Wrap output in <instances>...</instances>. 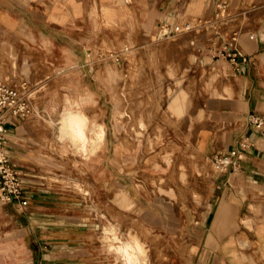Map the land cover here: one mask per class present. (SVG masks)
<instances>
[{
  "label": "rangeland",
  "instance_id": "374dc122",
  "mask_svg": "<svg viewBox=\"0 0 264 264\" xmlns=\"http://www.w3.org/2000/svg\"><path fill=\"white\" fill-rule=\"evenodd\" d=\"M218 1L213 2L216 10ZM147 10L138 9L140 20L135 14V23L126 29L124 26L112 25L110 22L113 20L108 19V24L102 25L100 31L88 38L86 36L92 30L89 21L71 27L61 40L52 42L36 38L30 42H22L7 33L0 35V48L5 50V45H11L10 49L19 65L14 66V61L0 55V65L5 71L2 76L0 74V78L9 74L10 83L33 93L36 105L42 111L50 104L61 106L66 97L71 96L81 107L79 111L90 121L86 131L91 143L95 142L92 131L96 124L104 123L109 133V147L100 149L89 162L90 158L81 157L80 142L68 141L70 131L66 126V111L49 119L53 127L46 121L44 124L38 122L33 130L30 128L29 117L25 118L26 121L21 123V136L25 138L20 143L28 154L24 160L17 159L16 162L27 172L25 186L30 202L29 208L23 212L18 209L17 204L3 206L0 203V235L15 233V242L20 245V251L14 252L10 248L14 240H0L1 262L17 264L24 260L27 264H147L149 254L144 238L150 243L152 256L149 264H167L175 255L173 244L180 246L193 239V235L189 233L188 217L190 210L197 212V204L192 194L195 193L194 197L197 198L199 193H207V186L214 181L213 176L223 175L213 168L211 171L205 169L211 165L208 157L227 152V144L233 140L234 129L240 122L236 121L234 125H222L208 120L197 122L198 127L208 128L207 136L212 145L211 152L200 151L197 136L188 129L191 122H178L166 113L168 110L180 116L177 112L181 104L182 116L188 108V91L176 92L173 86H169L174 85L168 74L169 64L173 65L179 76H185L182 71L189 66L190 71L184 77L183 86L191 91V104L196 101L193 111L203 106L219 109V102L209 98L203 89L208 75L214 72V64H229L231 58L213 57L205 49L210 45L214 29L220 32L219 30L235 23L233 18L241 13L227 8L224 16L218 18L216 13L212 19L206 20L205 26L189 24L175 27L173 20L158 18L156 14L152 16ZM186 14L183 8L180 9L177 24L190 18ZM243 21L238 20L232 27L239 26ZM124 34L132 40L125 41ZM81 38L85 39L82 41ZM217 41L220 42L219 39ZM65 47L69 49L68 56L64 51ZM72 51L76 52V57ZM25 61L30 64L29 76L32 81H28L26 73L21 71L25 67ZM32 62H35L34 65ZM17 68L20 70L13 72ZM111 71L114 72V78ZM230 71L235 73L233 68ZM161 78L163 85L159 84ZM210 93L213 94L214 91ZM171 95L174 97L173 102ZM148 109L152 112L153 122L149 129L157 137V145L152 146L153 153L142 145L133 129L137 126V113L139 118L147 117ZM201 112L206 110L202 108ZM121 114L128 116L126 121L122 122ZM114 124L123 135L120 140L114 136ZM127 135L129 139L125 138ZM248 143L247 140L243 142L244 146H248ZM141 152L144 162L137 165ZM129 162H133L132 167L138 170L136 175L139 177L136 178L139 190L122 173L124 164ZM43 169L53 175V182L47 180ZM179 177L188 179L187 186L178 188L190 201L186 199L182 202L178 199L177 202H172L171 196L160 195L163 189L171 188L169 184ZM93 181L99 187L95 196L99 199V207H95L94 197L84 198L77 190L79 184L91 185L92 193L89 196H92L96 191ZM154 181L157 186L153 184ZM178 183L183 185L180 179ZM122 190L131 199L127 204L123 203ZM211 197L212 195L208 198ZM174 203L171 208L180 216L182 225L177 235L163 233L158 228L159 217L169 215L172 211L169 206ZM109 220L115 222L103 229V225L109 224ZM131 227L134 230H128ZM122 238H129V241L141 246L143 258L138 257L130 263L115 245ZM140 259L144 260L141 262Z\"/></svg>",
  "mask_w": 264,
  "mask_h": 264
},
{
  "label": "crops",
  "instance_id": "0c3cea01",
  "mask_svg": "<svg viewBox=\"0 0 264 264\" xmlns=\"http://www.w3.org/2000/svg\"><path fill=\"white\" fill-rule=\"evenodd\" d=\"M181 1L187 2L183 3L186 6L181 4ZM227 1L229 10H235L241 14L233 18L235 23L219 30L221 33L214 29L209 49H205V51L211 52L213 49H219L221 46L219 44H222L223 41H229L232 46L231 52L236 51L238 53L237 59H230L229 64L222 66L214 64V72L208 75L204 85L203 90L205 93L208 94L209 98L218 101L220 108L213 110L203 106L198 108L197 111H193L196 101L191 104V91L183 86L184 77L190 71L189 66L182 71L185 76H179L170 63L168 74L174 85L169 86H173L176 92L188 91V108L182 116L172 114L168 110L166 113L170 118L177 119L178 122L187 120L191 122V124H188V129L194 136H197V146L204 153L212 150V145L207 136L209 130L208 128L198 127L197 122L208 120L220 122L222 125L226 123H233L234 125L240 122L234 129L233 140L227 144L226 151L239 149L242 158L239 169L231 170L220 176H213L214 181L207 186V193H199L197 198L194 197L195 193L192 194L193 200L197 204L195 207L197 212L190 210L188 217L190 219L189 233L193 235V239L180 246L173 244L175 255L173 260L167 264H264V136L249 126L246 121V117L250 113L264 114V0ZM213 2L214 0H0V35L7 33L22 42H30L33 38L41 41L48 39L52 42L53 40H61L63 36L69 33L71 27H77L80 23L83 24L89 21L92 30L88 32L86 36L88 38L95 35L96 31H100L102 25L108 24V19H112L113 21L110 23L116 27L124 26L126 29L133 26L135 14L140 20L138 9H148L147 11H150L152 16L156 14L158 18L173 20L176 24L175 27L189 24L205 26L207 24L206 20L212 19L213 15L215 16L217 13L216 8H213ZM182 8L187 13L186 17L190 16V18L181 21L179 25L177 22L180 18L179 11ZM154 11H157V13ZM238 20H244V23L232 27L237 24ZM245 21H249V23L247 24ZM70 33H72V30ZM233 37H235V41H233ZM84 39L81 38L82 41ZM218 39L220 42L217 41ZM124 40L131 41L132 39L125 36ZM75 41L82 43L80 40ZM5 46V50L0 48V55L14 61V66L18 65V60L10 49L11 45ZM26 47H28V44H26ZM64 51L68 56V47H65ZM72 54L74 57L77 56L75 51H72ZM34 63L32 62V65ZM24 64L25 67L21 71L26 73L28 81H32L31 76H29L31 73L30 64L28 61H25ZM230 68L234 69V74L231 73ZM18 70L20 69L17 68L13 72ZM203 70L205 71V68ZM78 72H81V70H78ZM0 74L1 76L5 74L2 65H0ZM111 74L114 78L113 71H111ZM8 75L0 78V81L5 80L10 83ZM160 83L163 85L162 78ZM10 84L16 87L14 84ZM20 90L27 93L32 101L34 116L29 121L31 129L38 122L44 124L45 121L52 127L49 119L61 111L81 110L78 103L68 95L61 106L50 104L46 110L42 111L37 107L33 93H30L29 90L25 91V89ZM210 91H214V93L211 94ZM73 105L75 107L69 108ZM202 108L206 112L202 113ZM125 118H128V116ZM23 121L25 122L26 119L8 124V149L10 154L12 153L11 156L16 164L17 159L22 161L28 154L25 147L20 143L25 138L21 136L23 135L21 132ZM45 130L47 129L45 128ZM113 130L115 138L120 140L119 138L123 135L117 130L116 124H114ZM145 134L149 141L146 144L145 140H141L142 145L146 148L150 144L147 149L153 153L152 146L157 145V137L149 130ZM101 135L104 136V139L107 136V145L103 142V138L100 139ZM92 137L95 142L91 143L89 139L90 146L94 148L91 155L87 156L90 158L89 162L99 153L100 149L109 147V133L104 123L103 125L96 124L92 131ZM125 138L129 139V136L127 135ZM244 140H247L249 145L241 147L240 143H243ZM118 154L117 151V158ZM140 154V157L137 158L140 159L137 160V165L144 162V157L142 158L144 155L141 156ZM81 157L86 158L83 155ZM169 164H171V161H169ZM132 165H134L133 162L124 164L122 173L131 179L136 189L139 190V182L136 178L139 177V175H136L138 170ZM19 167L21 168L22 165H19ZM205 169L211 171L212 167L210 165ZM43 171L48 177L47 180L50 183L53 182V175L45 169ZM185 172L187 171L185 170ZM24 173L26 176L27 172ZM179 179L183 185L178 183ZM187 181V178L179 177L169 184L171 188L163 189L160 195L167 194L171 196L172 202H177L178 199L182 202L186 199L190 201V198L188 196L186 198V194L182 195V191L178 188V186H187ZM93 183L96 191L92 196L86 198L94 197L95 207L96 205L99 207L101 206L99 199L95 198L99 187L95 181ZM82 185L85 187L84 183ZM122 192L124 195L123 203L127 204L131 199L125 190H122ZM155 192L156 196L159 197L158 192L156 190ZM210 195L212 197L208 198ZM7 205L10 206V204ZM174 205L175 203L169 206V209L172 210H169V215L163 214V218L159 217L160 225H158V228L163 233L177 235L180 233L182 225L180 216L172 209ZM113 222L115 221L109 220V224L103 225V229L110 227ZM128 230L134 229L131 227ZM144 231L150 232L148 229H144ZM6 238L14 240L10 246L14 252L20 251V245L15 242L17 239L15 233L5 236L0 235V240ZM143 240L148 249L147 264H149L152 256L150 254V243L148 239L143 238ZM22 261L17 264H27L24 260ZM0 264L5 263L0 261Z\"/></svg>",
  "mask_w": 264,
  "mask_h": 264
},
{
  "label": "built area",
  "instance_id": "2783aa9c",
  "mask_svg": "<svg viewBox=\"0 0 264 264\" xmlns=\"http://www.w3.org/2000/svg\"><path fill=\"white\" fill-rule=\"evenodd\" d=\"M228 8L227 0H219L217 14L219 18L224 16ZM235 41V37H233ZM229 41H223L219 49L211 51L213 57L228 56L236 60L238 53L231 52ZM28 111L26 99L11 86L0 83V203L3 205L17 204L23 212L29 208L30 200L26 196L25 173L12 158L8 149L9 128L8 124L25 119ZM249 126L264 136V114L250 113L246 117ZM240 146L244 144L241 142ZM242 154L239 149L226 153H215L208 157L211 167L220 174L239 169Z\"/></svg>",
  "mask_w": 264,
  "mask_h": 264
},
{
  "label": "bare ground",
  "instance_id": "6f19581e",
  "mask_svg": "<svg viewBox=\"0 0 264 264\" xmlns=\"http://www.w3.org/2000/svg\"><path fill=\"white\" fill-rule=\"evenodd\" d=\"M2 72V71H1ZM0 83H3V84H6V85H8V86H13V85H11L8 81H5V80H3V81H0ZM17 91H18V93L19 94H21L25 99H26V101H27V106H28V111H27V114H26V117H29L28 119H29V121L33 118V116H34V109H33V106H32V101H31V98H30V96L27 94V93H25L24 91H22V90H20V89H18V88H16V87H14ZM152 93V92H151ZM175 95H176V93H174ZM173 94V95H174ZM184 94V93H183ZM173 95H171L172 96V102L174 101V97H173ZM174 95V96H175ZM185 95V94H184ZM135 96V95H134ZM177 98V97H176ZM176 98H175V101H176ZM178 98H180V97H178ZM153 100V99H152ZM170 100V101H171ZM180 101V100H179ZM171 102V103H172ZM177 102V104H176V106L178 105V101H176ZM171 103H170V105H171ZM175 103V102H174ZM173 103V104H174ZM135 105V104H134ZM175 106V105H174ZM176 106H175V109H176ZM178 107V106H177ZM181 104H180V108H179V111L178 110H174L175 112L176 111H178L177 113H179V115L181 116V114H180V109H181ZM138 108V107H137ZM137 108L135 109V110H137ZM174 108V107H173ZM170 109H171V106H170ZM178 109V108H177ZM173 110V109H172ZM171 110V111H172ZM182 110V109H181ZM148 111V116L146 117V118H144V117H142L141 116V118H139V113H137L138 114V117L136 118L137 119V122H136V124H137V126L135 127V128H133V129H135L136 130V133L135 134H137L138 135V138L139 139H141V140H145V143H146V141H147V138H146V134H145V132L147 131V130H149L150 131V129H149V127H150V125L153 123L152 122V112H150V109H148L147 110ZM183 111H184V109H183ZM172 113V112H171ZM182 113V112H181ZM56 116V115H55ZM65 117H66V126L68 127V129H69V131H70V136H69V139H68V141H70V140H73V142H74V140L76 141H79L80 142V144H81V151H82V155L84 156V157H87L88 155H91V153H92V151H93V149H92V147L90 146V142H89V138H88V133H87V131H86V127L87 126H89V124H90V121L88 120V118L86 117V115L85 114H83L81 111H79V110H74V111H66L65 112V115H64ZM25 117V118H26ZM58 117V116H57ZM60 117V116H59ZM126 117V115L125 114H121V117H120V119H122V121H126L125 118ZM153 119H155V118H153ZM50 121V120H49ZM135 123V122H134ZM134 127V125H131V127ZM53 127V126H52ZM57 127V126H56ZM137 128V129H136ZM67 130V129H66ZM130 131V130H129ZM63 134H64V132H63ZM66 134V133H65ZM134 134V135H135ZM69 135V134H68ZM106 135H107V133H106ZM98 136V135H97ZM100 137V136H99ZM107 137V136H106ZM106 137H105V139H104V136L103 135H101V137H100V139H102L103 138V142H105V143H107V141H106ZM76 141V142H77ZM136 143V142H135ZM147 144V143H146ZM74 145V144H73ZM79 145V144H78ZM130 145V144H129ZM133 145H134V143H133ZM135 146V145H134ZM133 146V147H134ZM75 147V146H74ZM78 147V146H77ZM76 147V148H77ZM131 148H132V143H131V146H130ZM147 148V147H146ZM81 154V153H80ZM141 156H142V154H140ZM140 157V156H139ZM144 156H142V158H143ZM137 160H140V159H137ZM141 163V162H140ZM135 169V168H134ZM137 169V168H136ZM87 183V182H86ZM90 184H92L91 182H89ZM93 185V184H92ZM154 185L156 186L157 185V183L155 182L154 183ZM90 187H91V185H90ZM90 187L88 186V185H85V187L82 185V184H79L78 186H77V190H78V193H80V195L82 196V197H84V198H86V196H89V195H91V193H92V191H91V189H90ZM2 204V203H1ZM3 205V204H2ZM112 231V230H111ZM114 231V230H113ZM112 233V232H111ZM110 233V234H111ZM116 233H117V231H116ZM114 234V233H113ZM117 236V235H116ZM116 236H114V238L116 237ZM119 236V235H118ZM120 236H122V235H120ZM122 237H124V235L122 236ZM120 238V237H119ZM130 238H132L131 236H130ZM112 239V238H111ZM110 239V240H111ZM116 239V238H115ZM133 239V238H132ZM130 239L128 238V240L127 239H124V238H122L121 240L119 239V241H116V243H115V245H117V247L116 248H118V251L120 250V252L121 253H123V256H125V258L130 262V263H133L134 261H136L137 260V258L138 257H142V250L140 249V247L138 246V244L136 245L135 244V242H136V240H135V238L133 239V240H135V242H133V241H129ZM111 242V241H110ZM140 244V243H139ZM115 248V247H114ZM117 251V252H118ZM119 252V253H120ZM144 255V254H143ZM145 256V255H144ZM143 258V257H142ZM145 259V258H144ZM143 259V260H144ZM141 260V259H140ZM143 260H141V262L143 261Z\"/></svg>",
  "mask_w": 264,
  "mask_h": 264
}]
</instances>
